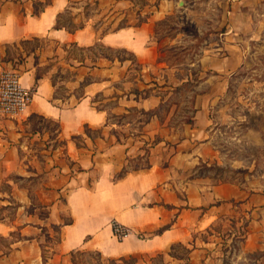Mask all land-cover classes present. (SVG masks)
<instances>
[{"label": "crops", "instance_id": "obj_1", "mask_svg": "<svg viewBox=\"0 0 264 264\" xmlns=\"http://www.w3.org/2000/svg\"><path fill=\"white\" fill-rule=\"evenodd\" d=\"M44 1L7 0L1 5L0 55L7 54V45L48 38L57 45L93 47L95 56L90 61L70 59L75 65L68 100L75 103L68 106L56 103L50 77L36 83L28 63L15 69L34 98L21 118L0 116V186L5 182L9 188H0V211L14 206L12 219L0 217V240L9 241L7 248L0 243V264H83L73 256L79 252L98 255L97 261L85 264H120L122 258L158 254L165 255L164 264H264V244L257 234L259 238L248 232L241 241L217 232L221 223L228 225L236 217V210L256 207L254 196L240 195L234 185L182 180L189 165L213 156L210 142L193 143L208 131L203 108L194 113L193 127L171 144L173 131L157 140L151 136L166 127L158 114L146 121V135L119 139L118 126L108 121V111L96 101L109 94L115 115L159 105L161 98L129 88L137 86V80L126 79L131 61L105 55L95 45L132 53L141 65V84H161L154 71L164 67L153 43L154 25L172 13L176 0H51L34 15V3ZM65 12L68 20L84 28L74 33L55 29L57 16ZM138 18L143 22L138 24ZM225 45L227 53L203 62L204 69L228 73L239 67V48ZM41 53L49 55L38 49L37 55ZM80 87L83 93L77 96L73 91ZM145 144L150 150L148 167L131 169L130 162ZM13 174L15 179L9 178ZM114 223L131 233L118 239ZM176 244L188 253L174 257L170 250ZM235 244L241 245L237 251Z\"/></svg>", "mask_w": 264, "mask_h": 264}, {"label": "rangeland", "instance_id": "obj_2", "mask_svg": "<svg viewBox=\"0 0 264 264\" xmlns=\"http://www.w3.org/2000/svg\"><path fill=\"white\" fill-rule=\"evenodd\" d=\"M143 20L138 18V24ZM33 39L24 46L20 42L7 45V54L0 55V70L17 69L28 63L35 75L50 77L55 85L56 103L73 105L75 100H68L72 94L68 86L73 79L75 62L71 64L70 59L84 61L88 58L90 61L95 51L57 45L48 38ZM153 43L158 51V61L164 67H155L156 76L162 80L161 84L155 82L150 87L141 84V65L132 53L104 49L101 53L131 61L126 79L131 83L137 80V86L129 84V88L139 95L146 93L161 98L159 105L149 111L130 108L128 113L115 115L111 113L108 94L96 98L98 106L108 111V121L118 126L116 134L121 140H137L146 135L143 129L146 121L158 114L166 127H162L164 130L160 134L151 136L157 140L173 131L174 136L168 141L171 144L184 136L185 128L193 127L194 113L203 108L210 122L208 131L201 132L193 143L210 142L208 149L213 156L189 165L182 172V180L187 184L198 182L206 186L234 185L241 191L240 195H253L256 207L236 210L239 214L230 218L228 225L221 223L217 232L223 233V237L234 234L241 241L249 237L248 232H254L264 244V0H176L172 13L155 23ZM225 44L239 48V67L228 73L204 69L203 62L227 53ZM38 49L48 50L49 55L44 53L42 56L41 53L38 56ZM56 51L57 55L52 53ZM73 93L80 95L82 88ZM149 152L145 144L130 162L131 169L148 167ZM124 170L120 175L125 173ZM9 178L15 179L14 174ZM0 188L7 189L5 182ZM246 204L250 208L251 205ZM0 217L12 219L13 210L0 211ZM237 222L240 227L236 226ZM8 242L0 240L4 248L8 247ZM235 246L236 251L241 248V245ZM170 253L174 257H183L188 250L184 245L176 244ZM73 256L83 264L92 258L94 261L99 259L98 255L80 252ZM165 259L164 254L130 256L120 259L119 263L164 264Z\"/></svg>", "mask_w": 264, "mask_h": 264}, {"label": "built area", "instance_id": "obj_3", "mask_svg": "<svg viewBox=\"0 0 264 264\" xmlns=\"http://www.w3.org/2000/svg\"><path fill=\"white\" fill-rule=\"evenodd\" d=\"M33 90L24 87L20 74L15 69L0 70V116L6 119H19L33 102ZM114 234L123 239L131 230L114 223Z\"/></svg>", "mask_w": 264, "mask_h": 264}, {"label": "trees", "instance_id": "obj_4", "mask_svg": "<svg viewBox=\"0 0 264 264\" xmlns=\"http://www.w3.org/2000/svg\"><path fill=\"white\" fill-rule=\"evenodd\" d=\"M5 1H7V0H1L0 7ZM51 2H52L51 0H45L44 2H36V3H34V15H40V13L45 9V7L50 5ZM95 3H97V2H95ZM66 14H67V12L59 14L57 16L56 24L54 26L55 29H66L69 32L74 33L75 31L84 28V24L83 23L75 24L72 21L68 20L66 18ZM38 40L39 39L35 38L32 41H38ZM30 41L31 40H22L19 44H21V46H24V45L30 43ZM96 47L104 49V47L101 44H99V43H96L95 48ZM92 49H93V47L92 48H88L87 50H92ZM40 78H42V76H37L36 75V83H37V81ZM85 131H86L87 134L90 133V130L88 129V127L85 128ZM124 172L126 173L125 170H124ZM125 173H123V174H125ZM123 174L120 175V177L123 176ZM6 190L9 191V188L7 187V189H5V191ZM3 208L4 209L8 208V209L12 210V209H14V206H8V207H3ZM164 229L165 228L161 229L160 232L163 231Z\"/></svg>", "mask_w": 264, "mask_h": 264}]
</instances>
